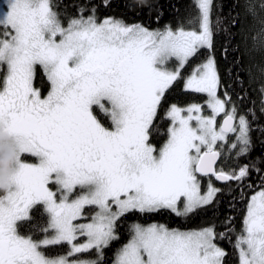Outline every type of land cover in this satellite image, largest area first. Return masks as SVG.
I'll use <instances>...</instances> for the list:
<instances>
[{
  "label": "snow or ice",
  "instance_id": "1",
  "mask_svg": "<svg viewBox=\"0 0 264 264\" xmlns=\"http://www.w3.org/2000/svg\"><path fill=\"white\" fill-rule=\"evenodd\" d=\"M197 6L198 16L175 30L152 31L114 17L97 22L95 9L70 18L65 27L52 0H0V125L15 138L19 153L13 184L0 195V264H100L104 249L119 239L117 222L126 214L167 209L187 216L220 191L210 184L202 195L198 175L221 181L248 177V165L238 172L215 168L222 155L216 146L228 134L235 140L226 146L238 149L237 155L250 150L251 123L247 115L233 123L235 105L225 112L231 100L218 97L220 79L211 54L184 80L185 90L207 95L206 105L171 104L166 142L157 148L150 139L180 69L200 49L213 47V0H198ZM245 10L260 24L251 37L253 50L264 53V0H245ZM231 23H239V14ZM170 58L176 59V70L167 69ZM37 66L50 82L44 97L33 86ZM260 92L264 96V85ZM204 107L212 115H203ZM96 109L110 118L111 128ZM221 113L226 119L217 131ZM25 154L35 162H26ZM77 188L80 195L69 200ZM37 201L46 202L51 214L44 231L54 230L40 241L22 238L15 228ZM86 206L98 211L89 222L76 223L87 219ZM131 230L114 264H225L227 253L215 243L224 234L214 225L180 231L137 223ZM61 243L70 246L68 256L94 250L96 258L50 259L38 250ZM233 247L239 264H264V184L248 199Z\"/></svg>",
  "mask_w": 264,
  "mask_h": 264
},
{
  "label": "trees",
  "instance_id": "2",
  "mask_svg": "<svg viewBox=\"0 0 264 264\" xmlns=\"http://www.w3.org/2000/svg\"><path fill=\"white\" fill-rule=\"evenodd\" d=\"M52 4L54 11L60 14L59 18L63 25H66L70 18L78 17L81 12L85 17L91 15V9H95L97 21L114 17L126 24H140L155 30H164L166 26L175 30L179 23L198 16L195 0H52ZM237 14H239V23L233 27L231 22ZM217 17L219 23H216ZM211 18L214 23L213 47L200 49L180 69V78L166 91L158 109L150 139L157 148L166 142L167 129L170 126L166 111L171 104L186 105L205 101V94H195L185 90L184 80L194 67L207 60L211 54L220 79V96L224 97L227 93V99L231 100L228 105L231 107L235 105L237 115H247L251 123L250 150L245 154L237 155L238 149L228 148L226 145L229 143L219 145L218 150L222 155L216 169L238 172L240 167L248 165L251 169L250 174L243 180L224 183L217 182L212 176L207 177L220 191L216 193L210 204L187 216H177L167 209L153 213L126 214L117 222L116 232L119 239L111 242L104 249L100 264L113 263L117 251L131 236L132 225L137 223L142 226L162 224L167 228L178 230H195L214 225L217 233L224 234L223 238L218 236L215 243L227 253L225 264H239L237 251L233 245L242 227L248 199L264 184V171H257L264 169V112H262L264 96L260 92L261 86L264 85V74L261 73V68H264V53L253 50L251 37L259 30L260 24L258 18L246 13L245 0H213ZM185 27H188L186 23ZM1 85L0 82V87ZM33 85L40 90L42 96H45L50 89V82L39 66ZM94 114L106 127H110V118L102 115L98 110H95ZM93 208L95 209V207H85L84 216L88 217ZM48 223L49 216L43 205L36 203L27 217L17 221L16 231L24 237L40 241L52 234V229L48 232L44 231ZM38 250L47 258H56L67 256L70 246L67 243L42 245ZM95 258L94 250L69 257L71 260Z\"/></svg>",
  "mask_w": 264,
  "mask_h": 264
},
{
  "label": "rangeland",
  "instance_id": "3",
  "mask_svg": "<svg viewBox=\"0 0 264 264\" xmlns=\"http://www.w3.org/2000/svg\"><path fill=\"white\" fill-rule=\"evenodd\" d=\"M196 1V3H197V5H198V0H195ZM101 20H103V19H101ZM101 20H99V21H97V22H100ZM68 24V23H67ZM67 24L66 25H63V26H65V27H67ZM128 25H134V24H128ZM149 30H152V31H163V30H155V29H150L149 28ZM204 62H206V60L204 61ZM204 62H202V63H204ZM201 63V64H202ZM201 64H199V65H197L196 67H194V69L189 73V75L198 67V66H200ZM166 67H167V69L168 70H176L177 68H178V63H177V61H176V59L175 58H170V60L169 61H167L166 62ZM188 75V76H189ZM187 76V77H188ZM186 77V78H187ZM2 79H3V72L0 74V82H1V84H2ZM34 86V85H33ZM1 87H2V85H1ZM50 90V89H49ZM48 93V92H47ZM217 94H218V97L219 98H221V99H227V97L226 96H224V97H222V96H220V94H219V87H218V92H217ZM47 95V94H46ZM45 95V96H46ZM42 97H44V96H42ZM207 101H208V97H207V95L205 94V101L204 102H191V103H189V104H186V105H178V106H180V107H187V106H189V105H191V104H193V103H196V104H201V105H206V103H207ZM231 106L230 105H228V104H226L225 105V112H229L230 110H231ZM96 110H98V109H96ZM99 111V110H98ZM102 115H104V114H102ZM203 115H205V116H209V115H212V113H211V111L207 108V107H204V109H203ZM226 115L224 114V113H221V114H219V115H217L216 116V129H217V131H219V129H220V124H221V120L223 119V117H225ZM238 116L239 115H237V120L235 121V123H237V121H238ZM193 125L195 126V123L193 122ZM111 123H110V127L109 128H111ZM235 140V134H228L227 135V139H226V141L225 142H223V143H218L217 144V146H216V149L218 150L219 148H218V146L219 145H223V144H225L226 142L227 143H229V144H231L233 141ZM23 159L26 161V162H35V160H34V158H32L30 155H28V154H25L24 156H23ZM204 177H206V176H204ZM198 180H199V184H200V190H201V194L203 195V194H205L206 192H207V190H208V187H209V185L211 184V186H213V187H215V188H217L215 185H214V183L209 179V178H202L201 177V175H198ZM50 188L53 190V191H55L56 189H55V186L54 185H50ZM258 191H260V190H257V191H255L253 194H255L256 192H258ZM80 193H81V189H79L78 188V190H74L73 191V193L72 194H70L69 195V200H72V199H75L78 195H80ZM252 194V195H253ZM56 198H57V201H59V199H60V194L59 193H57V196H56ZM36 203H41L42 205H43V207H44V209H45V211L47 212V214H48V216H49V221H50V213L48 212V210H47V207H46V202H44V201H37V202H34L33 203V205L34 204H36ZM32 205V206H33ZM32 206L29 208V212H30V210H31V208H32ZM87 207V206H86ZM90 207H94V206H90ZM84 211V210H83ZM96 211H98V209L97 208H93L90 212H91V214L88 216V217H86L87 219H85V218H81V219H79V220H77L76 221V223H86V222H89L90 221V219H91V216L92 215H94L95 214V212ZM29 212H28V214H29ZM85 217V216H84ZM24 217H22L21 219H23ZM20 220V219H19ZM18 221V220H17ZM17 221L15 222V228H16V224H17ZM148 226V225H147ZM146 227V226H145ZM169 229H172V228H169ZM195 230H199V229H195ZM180 231H191V230H180ZM54 232V230H52V233ZM16 233H17V231H16ZM17 235H19V236H21L22 238H27V237H24V236H22V235H20V234H18L17 233ZM52 235V234H51ZM50 235V236H51ZM50 236H48V237H50ZM131 237H132V234H131V236L129 237V239L124 243V244H126L130 239H131ZM84 239L85 238H83V237H81V238H79V240H78V242H80V243H83L84 242ZM123 244V245H124ZM122 245V246H123ZM121 246V247H122ZM64 257H66L68 260H70L71 261V259H69V257L70 256H64ZM116 257V256H115ZM56 258H58V257H56ZM50 259H54V258H50ZM115 260V259H114ZM112 264H114V261H113V263Z\"/></svg>",
  "mask_w": 264,
  "mask_h": 264
},
{
  "label": "clouds",
  "instance_id": "4",
  "mask_svg": "<svg viewBox=\"0 0 264 264\" xmlns=\"http://www.w3.org/2000/svg\"><path fill=\"white\" fill-rule=\"evenodd\" d=\"M18 155L15 138L0 125V193H7L13 184Z\"/></svg>",
  "mask_w": 264,
  "mask_h": 264
},
{
  "label": "water",
  "instance_id": "5",
  "mask_svg": "<svg viewBox=\"0 0 264 264\" xmlns=\"http://www.w3.org/2000/svg\"><path fill=\"white\" fill-rule=\"evenodd\" d=\"M225 119H226V116L223 117V119L221 120L220 128L223 126V122H224ZM233 123L235 124V121H234ZM218 160H219V159H218ZM218 160H217V162H218ZM217 162H216V164H217ZM216 164H215V167H216ZM201 176H204V175H201ZM208 176H210V175H208ZM211 176H214V178L216 179L215 175H211ZM216 181L219 182V183H224V182H226V181H221V180H218V179H216Z\"/></svg>",
  "mask_w": 264,
  "mask_h": 264
},
{
  "label": "flooded vegetation",
  "instance_id": "6",
  "mask_svg": "<svg viewBox=\"0 0 264 264\" xmlns=\"http://www.w3.org/2000/svg\"><path fill=\"white\" fill-rule=\"evenodd\" d=\"M219 151V150H218ZM218 163V162H217ZM216 166H217V164H216ZM216 168V167H215Z\"/></svg>",
  "mask_w": 264,
  "mask_h": 264
}]
</instances>
